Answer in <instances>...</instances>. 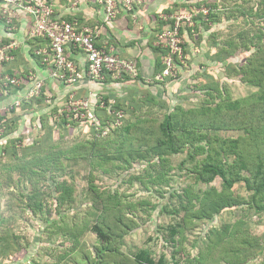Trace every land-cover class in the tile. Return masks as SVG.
Wrapping results in <instances>:
<instances>
[{"label": "trees", "instance_id": "obj_1", "mask_svg": "<svg viewBox=\"0 0 264 264\" xmlns=\"http://www.w3.org/2000/svg\"><path fill=\"white\" fill-rule=\"evenodd\" d=\"M182 1L167 4L153 12L155 32L152 43L156 34L172 22V19L164 20L160 15L171 14L179 7L193 12L197 10L193 19L205 17L206 21L202 20L204 25L207 22H226L227 25L237 17L242 18L245 24H254L257 18L264 20V0H240L235 4L233 12H238L235 16L227 8L218 12L217 0ZM248 2H253V5H245ZM202 5L208 9L206 14L201 10ZM187 30L191 32L192 28ZM153 48L160 52L161 58L153 75V84H160L166 92V86L174 76L157 79L156 75L164 68L163 57L168 50L155 45ZM235 53L240 54L241 61L239 66H230V70L239 76L241 82L254 87L247 94L235 98L217 81L197 85L204 91V98L188 107L171 104L151 91L138 98L128 96L114 102L104 97L96 105L95 126L88 120L75 118L68 106V95L60 106L51 109L56 117L53 125L49 123L48 114L38 115L36 126L41 134L34 138L27 134L31 127L21 131L19 136H5L11 131L12 121H16L20 111L31 110L33 113L50 105L44 90L10 112L0 111V123L4 127L0 147H4L5 157H9L8 163L3 165L17 175L21 188L19 196L32 216L46 223L47 230L70 240V246L62 257L72 264H246L247 260L261 255L264 235L256 237L247 231L246 220L242 217L232 222L223 221L219 226L211 225L203 237L204 241L199 242L196 254L184 255L186 232L195 231L200 222L212 221L225 211L244 207L248 212L264 213V27L258 24L253 33L249 32L248 39L228 40L227 46L221 47L215 57L221 61ZM33 55L41 59L34 50ZM174 57L178 64L184 62V58L181 62L177 55ZM110 78L109 75L105 77ZM126 79L132 78L125 75L118 81ZM153 106L164 108L162 118L146 115L148 110L141 115L143 107L152 109ZM113 110L122 112L119 125L110 124L116 120ZM108 124L111 126L109 131L102 136L101 131ZM81 125L88 137L75 141L71 146H62L63 138ZM221 132L232 134L225 136ZM175 155H183L178 163L181 169L187 162L192 163L184 168V173L193 182L160 192L161 197L166 198L165 193H168L167 198L176 199L174 208H169L170 204L166 202L161 212L180 215L176 223L169 225L163 246L170 242L175 247L174 251L182 255L177 258L175 253H171L172 260H169L165 253L152 256L147 248L133 254L125 252L121 248V239L140 225L139 218L130 212L136 204L127 199V193H119L117 188L95 185L92 171L110 174L143 161L153 165V175L149 180L168 187L164 184L167 173L174 168L170 159ZM78 160L85 162L90 169L88 188L98 201L99 210L95 213L90 208L79 209L69 222L62 216L63 212L60 213L64 207L66 211L71 210L75 199L74 185L65 178L66 161ZM40 177L45 179L44 187H41ZM217 178L221 180L219 187L212 184ZM235 184H242L246 193H235ZM49 202L53 206L55 203V210L48 211ZM87 232H93L98 243L90 246L83 241ZM252 264H264V258Z\"/></svg>", "mask_w": 264, "mask_h": 264}, {"label": "rangeland", "instance_id": "obj_2", "mask_svg": "<svg viewBox=\"0 0 264 264\" xmlns=\"http://www.w3.org/2000/svg\"><path fill=\"white\" fill-rule=\"evenodd\" d=\"M175 1L184 2L182 0H170L171 3ZM186 2L188 3V1ZM239 2L241 1L217 0L219 6L216 10L224 12L228 9L235 16L238 12L233 11L236 10L235 4ZM248 4L252 6L253 2H248L245 5ZM202 8L207 9L205 5H202ZM182 9L186 12H192L183 7H179L174 12ZM192 9L198 8L192 7ZM202 20L206 21V18L202 17V19H197L196 21L192 19L191 23L185 25L182 30L188 31V27H191L190 36L195 38L192 41L197 44L199 40L196 36L200 35L199 38H203L201 34L202 27L206 29L205 34L208 35L206 41L211 44L212 48L210 47L209 53L213 56L212 60L214 61H217L215 57L217 51L221 47L227 46L228 40L232 39L234 42H238L242 38L244 40L248 39L249 32L253 33L258 24L264 27V20L259 18L255 19L254 24H245L242 18L237 17L231 23L224 24V26H217L216 23L213 24L211 22L203 25ZM194 52H198L197 48H194ZM184 54L186 55L184 62L177 65L174 77L167 85V92L163 91L161 85L155 86L156 92L154 93L159 98L162 97L169 100L171 104L179 103L184 107L192 106L204 98V91L199 90L200 87L197 85L210 81L219 82V86L225 88L232 98L243 96L254 89V87L241 82L239 76L230 70V66H239L241 61L240 54L235 53L233 56L223 59L224 61L219 60L217 63H214L215 66H213L212 62L204 65V67L188 66L191 56H188L186 51ZM229 62L230 65H228ZM146 110H148L146 115H155L159 118H162V114L164 113L162 106H153L152 109L143 107L141 111L143 114L141 115H145ZM39 112L31 113V110L20 111L18 116L15 117L16 121H12L11 131L5 137L13 138L19 136L21 131L29 127L31 129L27 134L30 137L39 136L41 131L38 132L39 127L36 126L38 124L37 118ZM46 114L50 117L49 123L53 125V120L56 117L49 110H47ZM10 124L11 122L7 125L9 126ZM84 130L82 125L75 127L70 136L63 138L62 146H71L75 141L83 138L86 139L88 134ZM220 134L226 136L232 134V132H221ZM5 154L4 147H0V162H2L0 164V264H72L65 257H62V254L70 246V240L59 235L57 236L55 232L49 229L47 230L46 223H41L36 219L37 217L32 216L25 205V201L19 196L21 188L20 184L17 183V175L12 172L10 173L8 171L9 168L3 165L8 163L9 160V157H5ZM182 159L183 155H175L170 159L171 166L174 168L167 173L168 178L164 185L168 187L153 184L149 180V176L153 175V165H149L143 161L132 164L128 169L117 170L110 174H103L99 170L92 171V182L95 185L113 189L117 188L119 193H127V199L136 204L134 210L130 212H133L139 218L140 225L121 239V248L125 252L133 254L141 248H147L150 250L152 256L165 253L169 257V260L172 258L171 253H175L177 258H180L182 255L181 252L174 251L175 247H172L170 242L166 246H163V239L166 240L169 225L176 223L180 215L163 214L161 212L163 205L169 202V208L172 209L176 205V199L167 198L168 193H165L166 198L160 196V192L169 190L170 187L178 189L186 184H192V179L187 176L185 177L184 173V168H188L192 163L187 162L182 167L183 169H181L178 167V163ZM89 171L90 169L87 164L82 160L66 161L65 178L74 185L75 199L71 205V210L66 211L64 210L66 207H64L60 213L63 212L62 216L69 222L74 219L76 211L79 209L88 210L90 208L95 213L99 210V203L88 188ZM40 180L42 182L41 187H44L45 179L40 177ZM220 183L221 180L217 178L212 184L219 187ZM234 191L241 195L246 193L242 184H235ZM156 204L159 205L156 207ZM47 206H49L48 211L56 209L55 203L53 206V203L49 202ZM238 217L246 220L247 231L252 235L256 237L264 235V213L248 212L245 207L239 210L233 209L223 212L212 221L200 222L199 227L195 231L186 232V240L183 242L185 248L184 255L196 254L199 242L204 241L203 237L211 225L219 226L223 221L232 222ZM82 239L90 246L98 243L96 235L93 232H87ZM262 258H264V244L261 255H258L256 259L247 260L246 264L259 262Z\"/></svg>", "mask_w": 264, "mask_h": 264}, {"label": "crops", "instance_id": "obj_3", "mask_svg": "<svg viewBox=\"0 0 264 264\" xmlns=\"http://www.w3.org/2000/svg\"><path fill=\"white\" fill-rule=\"evenodd\" d=\"M51 2L56 18L64 19L76 26L87 25L94 28L98 34L96 38L98 46L112 48L123 59H132L136 65L137 79L118 81L112 78L91 80L83 77L75 84L68 85L50 77V68L33 55V50L37 46L46 47L47 43L43 39L28 36L31 18L25 12L19 11L14 31H7L0 23V42L13 39L18 43L14 58L3 65L2 71L18 76L23 84L10 88L6 93H0V109L14 100L24 98L35 80L43 81L42 90L50 103L48 107L40 110L39 114L46 113L47 110L50 112L52 108L60 106L71 94L87 98L95 114L100 98L106 97L110 102H114L128 96L138 98L146 91L156 92L155 86L160 84H153V75L160 66L161 58L160 52L153 48L152 43L155 32L153 12L170 4V0H146L134 11L119 10L110 20H105L102 6L97 0H51ZM224 24L226 22L216 23L217 26ZM205 33L206 29L202 27L203 38H199L200 35L196 36L199 41L195 44L192 41L195 38L190 36V32L183 30L184 49L187 55L191 56L188 66L204 67L208 63H217L212 60L213 56L209 53L211 44L207 43L208 35ZM194 48H197L198 52H194ZM67 55L80 70L86 68L87 62L82 50L67 49Z\"/></svg>", "mask_w": 264, "mask_h": 264}, {"label": "built area", "instance_id": "obj_4", "mask_svg": "<svg viewBox=\"0 0 264 264\" xmlns=\"http://www.w3.org/2000/svg\"><path fill=\"white\" fill-rule=\"evenodd\" d=\"M103 9L105 20H110L116 16L119 10L134 11L136 7L146 0H97ZM204 14L207 9L201 8ZM19 11L25 12L31 18V27L28 31L30 38H40L46 41V47H36L34 53L40 56V62L47 65L50 77L65 84L73 85L78 80L86 77L91 80H103L109 75L114 80L123 79L125 75L131 78L137 76V69L132 59L119 57L112 48L98 46L96 38L97 31L87 25L76 26L64 19L56 18L51 0H0V23L4 28L12 32L17 27ZM195 12L180 10L171 14H161L164 20L172 19L170 25L156 34L153 45L165 48L168 53L163 57L164 68L156 75L157 79L164 76H174L178 63L175 55L182 62L186 56L183 53L184 40L181 29L190 24ZM18 48V43L10 39L0 43V93H6L10 88H16L23 84V81L16 75L12 76L2 71L5 63L14 58V53ZM78 48L82 50L86 58V68L80 70L73 60L68 57L67 49ZM43 81L35 80L29 93L22 99L14 100L4 106L5 112H10L12 108L21 106L24 100L33 96H38L42 90ZM68 106L74 112L75 118L82 121L88 120L97 126V118L91 110L87 98H75L69 95ZM116 120L110 123L112 126L121 123L122 112L114 111ZM108 124L101 135H106L109 131ZM97 128V127H96ZM99 129V128H97ZM4 127L0 123V135L3 134Z\"/></svg>", "mask_w": 264, "mask_h": 264}]
</instances>
